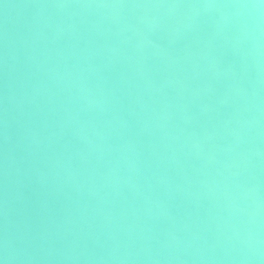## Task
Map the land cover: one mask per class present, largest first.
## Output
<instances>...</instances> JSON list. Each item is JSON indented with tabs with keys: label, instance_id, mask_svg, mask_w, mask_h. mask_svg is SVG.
Listing matches in <instances>:
<instances>
[{
	"label": "water",
	"instance_id": "water-1",
	"mask_svg": "<svg viewBox=\"0 0 264 264\" xmlns=\"http://www.w3.org/2000/svg\"><path fill=\"white\" fill-rule=\"evenodd\" d=\"M264 166V0H208Z\"/></svg>",
	"mask_w": 264,
	"mask_h": 264
}]
</instances>
